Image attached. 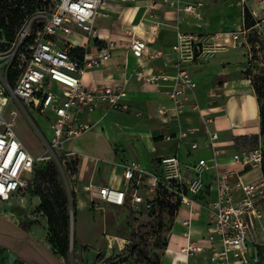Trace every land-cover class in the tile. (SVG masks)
<instances>
[{
    "label": "built area",
    "instance_id": "1",
    "mask_svg": "<svg viewBox=\"0 0 264 264\" xmlns=\"http://www.w3.org/2000/svg\"><path fill=\"white\" fill-rule=\"evenodd\" d=\"M111 3L122 7L145 5L150 14L168 7L175 14L176 42L171 46V52L176 55V72L173 76L150 75L145 79L156 84L173 82L168 97L172 102L171 110L177 116L186 108L187 94L196 87L187 67L202 65L215 52L236 46L237 34L209 30L204 0H52L44 6V13L39 11L42 7L26 20L12 44L16 52L20 43L31 35L33 19L43 20L35 44L31 46L30 57L20 70L15 85L0 80V95L3 96L0 101V201H9L14 192L26 186V177L37 159L4 119V98L10 100L14 97L45 114L51 120L54 132L49 147L58 151L65 150L69 141L90 129L91 123L84 118L103 103L110 108L128 107L122 102L126 96L123 90L98 89L86 86L82 81L85 71L108 61L116 48V43L104 36L97 26L99 17H109L102 10ZM141 23H130V27L123 30V35L132 37L134 56L138 59L163 56L161 50L151 51L149 43L136 35ZM182 25L190 30L184 31ZM79 38L97 42L96 53L89 52V45L80 44ZM59 44L63 46L59 47ZM75 48L83 50L78 57L71 56ZM195 109L201 114V125L179 130L174 136L167 137L168 140L172 137L182 140L200 132L208 137L207 146L212 156L196 161L188 179L181 170L179 158L171 155L161 158L160 172H149L136 161L121 164L126 189L94 183H88L84 189L104 204L124 207L130 199L131 207L147 211L152 209L151 201L158 192L166 190L173 203L180 201L179 209L186 207L189 212V216L182 220L183 239H174L180 253L194 256L208 252L210 264H250V258L264 264V243L254 238L257 223L263 219L264 149L260 146L240 150L233 156V162L239 165V169L216 173L215 185L211 188L216 196L206 204L211 215L206 238L208 246L191 238L192 218L201 210L196 198L205 188L204 175L219 167L217 158L221 153L219 134L209 127L212 119L202 115L199 104H195ZM155 116L166 123L170 120L169 109L160 106ZM191 149H199V143L193 141ZM66 155L75 156L77 152L70 151ZM254 168H261L263 173L257 179L245 182L242 174ZM140 189L145 190L147 196L141 195ZM261 230L264 235V227Z\"/></svg>",
    "mask_w": 264,
    "mask_h": 264
},
{
    "label": "rangeland",
    "instance_id": "2",
    "mask_svg": "<svg viewBox=\"0 0 264 264\" xmlns=\"http://www.w3.org/2000/svg\"><path fill=\"white\" fill-rule=\"evenodd\" d=\"M51 1L48 0L49 3ZM204 1L209 7L211 30L238 35L236 46L227 47L225 50L230 51L215 58V79L212 83L217 86L227 81L234 86L237 81V87L251 89L255 94V90L259 89L262 95L260 101L264 104L263 0ZM105 10L107 8L102 11ZM39 11L44 13V7ZM42 22V19H33L31 35H37ZM250 22L254 25L251 26ZM6 44L0 38V80H7L12 85L7 75L9 66L16 61L14 70L20 71L32 49L26 40L20 43L16 52L14 46L6 47ZM2 97L0 95V101ZM146 111V106L126 109L108 107L91 123L87 132L97 130L104 136L107 139L106 150L110 153L108 156L100 155L98 178L107 176L109 163L112 166L110 178L118 175L115 162L120 158H137L146 164L155 161L163 144L159 143L160 137L154 133L152 122L145 117ZM154 113L150 112L149 118L154 119ZM4 119L37 158L35 167L26 177V186L17 194L26 202L21 212L30 215L29 224H36L45 243L63 264H163L174 229V208L160 203L151 211L131 207L126 215L122 214L93 198L84 189L87 184L80 179L83 156L78 153L75 156L66 155L75 150L73 142L76 140L67 143L65 150L49 147L54 132L51 120L45 114L13 97L4 109ZM239 139L244 148L260 146L264 149L261 122L256 131H250ZM175 145L176 142H171L165 149L167 153L172 152ZM257 169L261 171V168ZM257 169L246 170L242 174L243 180L250 182L261 175ZM42 198L49 202V213L56 221V232L52 234L48 227L49 213L41 210ZM205 222L204 216L201 223ZM52 239L56 241L57 249L51 243ZM0 264H13L11 257L2 251Z\"/></svg>",
    "mask_w": 264,
    "mask_h": 264
},
{
    "label": "crops",
    "instance_id": "3",
    "mask_svg": "<svg viewBox=\"0 0 264 264\" xmlns=\"http://www.w3.org/2000/svg\"><path fill=\"white\" fill-rule=\"evenodd\" d=\"M262 5L264 7L263 3ZM120 6L115 3L109 4L106 7L107 10L102 11L109 17H99L97 20V26L104 36H108L116 43L111 58L99 67L85 71L82 81L84 85L97 87L98 89L123 90L128 100H122V102L128 107L146 106L148 111H146L145 117L152 122L153 131L156 135H159L158 141L163 146L160 148L155 161L148 164L137 158H120L119 161L115 162L117 165L115 170L119 174L112 178H110L112 166L109 163L110 170L107 176L101 179L98 178V160L101 159L100 155L102 153L106 156L110 154L105 147L107 139L101 136L97 130L86 132L71 140H76L73 142L75 148L73 151L83 156L80 165V179L86 184L94 183L99 186L126 189L123 176L124 169L121 164L136 161L149 172H160L161 158L171 155L179 158L181 170L188 179L192 173V165L196 161L200 158H210L212 156V152L207 146L208 137L204 132L190 135L182 140L174 137L168 140L167 137L174 136L179 130L201 125V114L199 110L197 112L195 109V104H199L202 115L212 119L209 127L218 132V146L221 149V153L217 158L219 167L204 175L205 188L196 198L201 210L199 215L192 218L190 227L192 240L208 246L206 238L208 237V224L211 215L206 208V204L216 196L215 190L211 189L215 185V175L217 172L224 173L240 168L238 164L233 162V156L240 150L248 149L240 144L239 138L244 137L250 131H256L260 124V107L257 95L251 89L237 87V81L234 82V86H231L232 82L227 81L217 86L212 83L215 79V58L230 51L219 50L210 56L204 64L189 65L187 67L197 87L187 94L185 111L177 116L171 110L172 102L168 97V90L173 82L166 81L156 84L147 82L145 79L146 76L150 75L166 74L173 76L176 72L174 67L176 55L171 52V46L176 42L175 14L168 7L158 9L154 14H150L147 13L145 5L121 6V8ZM208 11L207 4L206 18L209 24L208 28L211 30ZM130 23H141L138 26L136 35L149 43L151 51L161 50L164 55L154 59L136 58L131 49L132 37L123 35L124 28L130 27ZM181 28L184 31L190 30L185 25H182ZM163 31L164 36L161 35ZM78 41L82 45L88 44V51L96 53L97 42L85 38H79ZM58 46L62 47L63 44ZM160 106L169 109L170 120L166 123L161 122L155 116L157 108ZM107 110V103H103L95 111L87 114L84 120L92 123ZM150 112L151 114L155 112L154 119L149 118ZM193 141L199 143V149H191ZM171 142H176V145L173 147L172 152L167 153L165 149ZM260 173H263L262 169ZM259 176L260 174L253 180ZM20 191L14 192L9 201H0V251L10 256L13 264H63L45 243L43 234L37 230L36 224H29L30 215L27 216L21 212L26 202L25 199L17 196ZM140 193L147 196L143 189H140ZM106 205L118 209L124 215L131 208L130 199L124 207ZM261 209L263 219L257 223L258 229L254 232V238L264 243V235L261 230V227H264V203ZM188 216L189 212L186 207L179 209L175 218L173 234L163 257V264H210L208 252L203 255L186 256L179 252V247L174 243L175 238L183 239L184 227L182 226V220ZM204 216L206 222L201 223ZM171 238L173 239L171 240ZM250 264L263 263L250 258Z\"/></svg>",
    "mask_w": 264,
    "mask_h": 264
},
{
    "label": "trees",
    "instance_id": "4",
    "mask_svg": "<svg viewBox=\"0 0 264 264\" xmlns=\"http://www.w3.org/2000/svg\"><path fill=\"white\" fill-rule=\"evenodd\" d=\"M48 1L44 0H0V38L5 41L6 47L12 46V44L16 41L18 32L22 28L23 24L26 22V20L33 15L37 10L40 8L48 5ZM251 26H253V22H250ZM35 35H30L26 39V43L29 46H32L35 44ZM83 52L80 48H75L71 51L72 57H78L79 54ZM29 58V57H28ZM16 64V61L12 62V64L9 66L7 70L8 79L11 82V86H14L20 71L14 70V66ZM26 62H24L23 67L25 66ZM256 95L259 101V111H260V122L262 129L264 130V104H261L260 99L262 98L261 92L259 89H256ZM6 98H4V101ZM35 167V165H34ZM171 194L166 190H161L158 192L156 198L152 200V209L153 210L156 205L158 204H168L172 208H174L176 215L180 207V201H177L173 203L171 201ZM47 204V205H46ZM49 202L44 200L42 198V204H41V210L49 213V209L51 207L49 206ZM132 209V208H130ZM53 216L48 215V227L49 232L52 234L56 232L54 229V225L56 221L52 218ZM175 223V222H174ZM26 227V226H25ZM51 243L53 246L57 249L56 241L51 240Z\"/></svg>",
    "mask_w": 264,
    "mask_h": 264
},
{
    "label": "bare ground",
    "instance_id": "5",
    "mask_svg": "<svg viewBox=\"0 0 264 264\" xmlns=\"http://www.w3.org/2000/svg\"><path fill=\"white\" fill-rule=\"evenodd\" d=\"M6 106L10 103V100L6 98V101L4 102Z\"/></svg>",
    "mask_w": 264,
    "mask_h": 264
}]
</instances>
